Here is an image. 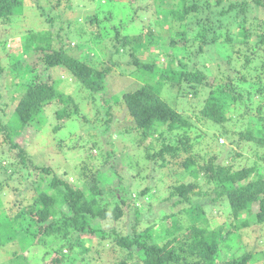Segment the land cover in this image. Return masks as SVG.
<instances>
[{"label":"trees","instance_id":"1","mask_svg":"<svg viewBox=\"0 0 264 264\" xmlns=\"http://www.w3.org/2000/svg\"><path fill=\"white\" fill-rule=\"evenodd\" d=\"M61 1L57 0L56 3ZM63 1L65 17L73 16L74 4L70 0ZM136 1L123 5L117 0H84L83 5L92 3L94 11L81 15L80 21L75 22L72 19L76 30H65L68 38L72 36L70 39L65 40L60 31L53 35L50 29L31 32L24 38L23 54L41 52L36 58V64L41 65L44 70L55 71L60 68L66 71L71 79L77 80L79 86L87 92L83 99H90L95 106L96 94L105 90L112 66L119 63L111 58L113 55L109 57L111 65L103 61L104 55L101 52L104 51V40L110 36L114 41L112 47L115 57L121 54L122 58L128 53L134 65L132 72L140 71L157 79L155 84H140L135 89L124 91L120 97L110 96L109 100L123 103L126 118L131 123L119 129L117 134L121 138L128 136V141L135 148L143 146L142 155L138 158L143 162L153 163L152 166H144L156 171L167 169L165 171L169 176L177 177V180L171 181L168 186V197H174V205L182 203L181 209L176 213L185 215L190 224L181 231L174 223L173 227L177 233L165 238L161 244L157 239L161 238L162 231L170 233L168 226L159 227L158 232L152 219L144 217L142 213L144 203L141 201L151 198L155 185L133 190L127 187V181L120 175L117 183L109 188L99 184L101 175L106 174L102 166L113 170V173L124 170L123 166L117 169L115 164V160L122 159V154L115 156L114 142L107 140L110 148L100 160V166L93 169L88 165L80 167L83 178L81 187L55 174L45 184L40 181L34 188V185H29L33 191L30 196L32 203L18 208L7 223L0 221V246L13 240L12 234L17 225L20 228V233L16 234L17 239L29 235L31 244L47 245L51 241L58 242L55 249L58 255H54L49 264L62 263L64 248L77 250L81 247L87 251L89 245L84 240L87 236L110 239L122 255L117 264H128L133 256L137 259L132 264H246L252 257L250 251L240 256L231 255L226 262L219 261V245L232 232L228 230L224 235L221 231L208 228V222L204 219L198 222L196 217L203 213L204 205L209 203H193L192 199L193 196L200 195L202 198H208L212 204L219 200V203L228 205L236 228L249 226L252 221L264 226V168L257 165L260 159L264 160V152L260 155L256 148L253 151V160L245 161L244 164H241L240 159H236L238 152L234 153L233 161H217L218 149H213L217 137L207 136L205 133L192 136L190 128L193 123L190 116H183L179 110L168 104L161 97L159 87L162 81H165L172 86L187 83L193 94L206 89L205 97L200 102L199 114L194 116L200 122L221 125L219 135L227 134L229 128L223 127V124L230 121L235 112L237 116L233 117L235 119H232L230 124L232 133L235 123L243 121L245 115L249 114H255L258 120H262L263 124L260 125L263 128L264 0H155V5L161 1L169 7L165 45L159 40L158 34L151 30L150 24L145 28L146 31L138 28V32L134 34L124 26L133 21L131 17L136 12L133 10ZM22 3H25V0H0V26L11 25L16 20L15 10ZM104 6H107V10L102 9ZM119 6H125V13H120V18L117 13ZM156 7L154 10H162L158 9L160 4ZM49 17L55 18L58 14L45 17L52 23V18ZM85 22L89 23L88 28L83 26ZM72 38L82 39L81 55L73 54L78 43ZM54 39L59 43L55 48L51 45ZM145 42L157 45L160 53L174 60V67L156 64L159 52L154 55L151 53L152 58L149 61H141L136 52ZM0 44L4 49L5 43ZM176 44L182 45L185 51L183 56L167 54V48ZM217 46L222 49L216 50ZM223 48H228L229 51L223 53ZM1 60L0 58V78L2 75H9L8 72L11 74L9 80L15 93L10 94L11 89L6 95L8 98L12 96L15 105L5 124L6 114L3 110L6 104L2 105L0 132L12 147L17 148V155L22 163L27 160L26 152L16 142H12V137L27 126L35 127V122H38V125L43 123V111L46 106L55 104L57 119L72 120L80 115L83 125L88 122L89 115L79 114L80 104L69 93L58 88V82H65L64 79L40 74L35 62L32 65L24 57L8 64H3ZM209 75H212V80L208 83ZM83 99L81 98V103ZM101 100L104 104L108 103L105 97ZM106 114L110 112L107 111ZM106 122H109V119ZM254 123H247L249 127L243 132H238L239 139L255 142L264 150V133L255 136L254 127H251ZM257 123L259 122L256 120L255 125ZM60 124L54 125L53 129L60 127ZM262 128L257 131H264ZM107 129L109 128L104 129V135ZM199 137L201 139L198 144L205 146L195 151L194 142ZM146 139L149 140L148 143H144ZM220 149L224 151V148ZM40 169L46 173L51 172L49 166ZM139 170L134 175H143L142 165ZM186 175L192 179L184 182L181 177ZM202 184L206 185L203 190ZM209 193L211 196L207 197ZM254 207V217L249 216ZM128 212H132L135 217L127 224L128 231L125 233L114 229L104 230L99 225L107 219L119 222ZM242 213L247 215L241 216ZM2 214L5 215L4 210L0 211V216ZM95 219L99 220L97 226L93 223ZM160 223L162 224V221L159 225ZM231 226L232 224L230 229ZM16 254L14 252L11 260L18 263L22 256ZM262 257L264 260V255ZM261 263L263 264V261Z\"/></svg>","mask_w":264,"mask_h":264},{"label":"rangeland","instance_id":"2","mask_svg":"<svg viewBox=\"0 0 264 264\" xmlns=\"http://www.w3.org/2000/svg\"><path fill=\"white\" fill-rule=\"evenodd\" d=\"M70 1L74 4L73 8L75 13L71 17H65V13L63 12L65 9L63 0L58 4L56 3L57 0H39L38 2L25 0V3L20 4L15 10L17 13L16 20L11 25L0 26V43H5L4 49H2L0 44V58L2 59V63L8 64L15 59L24 57L32 65H34L35 62L36 69L40 74L64 79L65 82H58V88L65 91V93H69L72 98L80 104L81 109L79 114L83 113L89 115L87 119L88 122L83 125L82 122H80L82 121L80 115L77 116V119L64 121V119L56 118L54 112L56 107L55 104L52 103L50 106H46L43 111V123L38 125V122H35V127L31 128V126H27L20 133H17L18 135L16 134L12 137V142H16L26 152L25 156L27 160L24 163L19 160L17 148L12 147L10 142L4 139L3 133L0 132V197L2 202L0 211H5V215L2 214L0 216V221H2V223H7L8 220H10V216L18 208L22 205L24 206L32 203V198H30V196L33 191L30 189L29 185L31 187L34 185L32 187L34 188L40 181L42 184H45L53 174L65 178L69 183L74 182V185L81 187L83 178L80 167L88 165L92 166L93 169V167L96 168L100 166V160L106 155V150L110 148L108 146L109 143L106 141L111 140L114 142V155L119 156L122 154V159H119V161L115 160L116 168L118 169V167L123 166L124 170H121L120 173H113V170H108L106 166H102L106 174L101 175V180H98V182L101 186L104 185V187L109 188L117 183V179L120 175L125 179V182L127 181V187H131L133 190L142 189L146 185H155L156 187L153 189L155 192L151 195V198H144L142 199L143 201H141L144 203L142 213L144 217L152 219L156 226L155 229L158 232L159 227L166 228L168 226L170 233L166 234L165 231H162V235L159 234L161 238L157 239L158 242L162 244L165 238L171 237L177 233V230L173 227L174 223L181 228V231L185 230L186 226L190 224L186 220L185 215L181 212L176 213L181 209L182 203L174 205V203H172L173 200H175L174 197H168V186L171 181L177 180V177L175 175L169 176V173L165 171L167 169H158L156 171L150 170L151 168L148 169L144 166L146 164L152 166L153 163L143 162L138 158L142 155L143 146L139 145L135 148V146H131V142L128 141V136L121 138L117 134L119 129L131 123L130 120L126 118V110L123 103L121 101L114 103L109 100L110 96L115 98L118 96L120 97L124 91L135 89L139 87L140 84H155L157 79L149 77L150 74L140 73V71L132 72L131 70L134 69V65L131 63L132 57L128 53L122 58L121 54L115 57L114 48L112 47L114 41L112 36H110L104 40L105 47L104 51L101 52V54L104 55L103 61L105 64L111 65L109 57L113 55L111 58L113 60L116 59L119 63L112 66L109 75L110 79H108L105 90L96 94L95 99L97 101V106H95L90 99H83V97L87 96V92L79 86L77 80V82L72 80L66 71L60 68L55 71L44 70L41 65L36 64V58L41 55V52H30L29 55L23 54V49L25 48L23 45L25 41L24 38L27 34L50 29L53 35L55 32L60 31L65 40L70 39L72 36L68 38L65 30H76L72 19L75 22L80 21L82 18L81 15L84 13H93L94 11L92 3L87 2L83 5L84 0ZM117 1H119V4L127 5L134 0ZM154 1L155 0H137L133 4V10L136 11L131 17L133 21L124 26L128 27L129 31L134 34L138 32V28L146 31L145 28L150 24L151 30L158 34L159 40L165 45L167 44L165 38L168 34L166 24L169 7L167 4L159 1L157 2V4H160L158 9L162 10H154L157 8V4L155 5ZM82 5L83 7L79 8ZM124 7L125 6H119L117 8L118 16L120 13H125ZM102 9L107 10V6L102 7ZM55 14H58V17H49L52 18V23L46 20L47 18L45 17L47 15L52 16ZM112 23L113 22L110 23V27H112ZM83 26L88 28L89 23L85 22ZM232 28L234 27L232 26ZM72 40L78 43L76 49L74 48L73 54L81 55L83 51L80 50L83 47L82 39L72 38ZM55 41L56 39L51 41V45L54 48L59 45V43ZM215 49L219 50L222 48L217 46ZM158 50L159 47L157 45L145 42L138 52H136V55L141 61H149L152 58L150 55L151 53L154 55L159 52L158 59L155 63L163 67H165V65L174 67V60L166 58V56ZM223 50V53L229 51L228 48H223ZM166 52L167 54L174 53L183 56L185 51L182 45L176 44L173 47H168ZM122 68L124 69L121 70ZM8 74L9 75H2L0 78V114L3 111L6 114L4 116V120H6L4 124L8 122V116L15 105V100L12 99V96L8 98V95H6L9 90L14 88L9 80L11 74L9 72ZM207 80L209 83V81L212 80V75H209ZM159 89L161 97L165 99L168 104L179 110L183 116H190V121L193 123L190 128L192 136L198 133H205L207 136L214 135L217 137V142L214 141L213 143V149H218L216 153L217 161H233V159L235 160L234 153L238 152L239 154H237L236 159H240L241 164H244L245 161L251 162V160H253V151H255L256 148L260 155L263 154L264 150L260 149L255 142H247L248 140L243 138L239 139L238 135V132H243L249 127L247 123L253 124L254 122L256 123V120L259 123L256 125L254 123V125L251 126L254 127L253 132L255 136L261 135L262 132L264 133V131H257L258 128H260V130L262 128V125H260L262 120H258L255 114L245 115L246 118L243 121H237L234 126V133H232L233 131L230 130V124L232 123V119H235L233 117L237 116L235 112L232 119L223 124V127L229 128L227 134L219 135L222 129L221 125L212 122H200L195 119L194 116L199 114V109L201 107L200 102H202L205 97L207 92L206 89H203V91L200 90L198 94H193L191 90H189L187 83H181L179 86H172L165 81H162ZM14 93L15 91L12 89L10 94ZM102 97L108 99L107 104L102 102ZM81 98L84 100L83 103H81ZM3 104H6V106L2 111ZM95 110H97L96 113ZM107 111H109L110 114H106ZM108 119L109 122H106ZM59 123H61L60 127L53 129L54 125ZM106 127L109 129H107L104 135L103 133ZM262 130H264V127ZM200 139L201 137L195 139V151L205 146L198 144V140ZM148 141L149 140L146 139L144 143H148ZM219 146H221L220 148H224V151L218 148ZM141 165L144 167L141 173L143 175H134V173L140 171L139 166ZM257 165L258 167L260 166V168H264V160L260 159ZM44 166H49L51 172L46 173L44 170L40 169ZM181 179L187 182L192 178L186 175L181 177ZM201 187L203 190L206 188V185L202 184ZM209 195L211 196L209 193L207 197H209ZM194 201H199L202 205L209 203L204 205L203 213L199 216L200 218L196 217L199 219L198 222H202L204 219L208 222V224H206L208 228L221 231L224 235L228 230L232 232L228 234V238L219 245V254L221 256L219 261L226 262L231 255L240 256L244 252L250 251L252 257L246 264H262V261L264 264V260L261 259L264 255L263 225L252 221L249 226L236 228V226L233 225L235 220L228 205L219 203V200L212 204L208 198H202L200 195L193 196L192 202L194 203ZM255 212L256 207H254V211H252L249 216L254 217L253 215ZM244 215L247 214L242 213L241 216ZM164 216L166 217L163 218ZM134 217L135 215L132 212H128L127 215L125 214L123 218H120L119 222L107 219V221H102L99 225H101L104 230L114 229L125 233L128 231L126 227L127 224H130ZM161 217L163 219H161ZM98 221L97 219L93 220L95 226L98 225ZM160 221H162V224L160 223L161 225H159ZM231 224L232 226L230 229ZM10 229L12 230V227ZM18 233H20V228L16 225L12 234L14 236L13 240L0 246V264H49L51 258L57 254L55 249L57 248L58 242L54 243L51 241V243L47 245L42 243L31 244L29 235L23 239H17L16 234ZM84 240L86 244L89 245L87 251L81 247H78L77 250L75 248H64L62 250L64 257L61 264H117V261L122 258L121 253L118 252L117 246L114 245L110 239L87 236ZM14 252L17 253L16 255L22 256L18 263L11 260V256H13ZM43 256H45V259H43ZM25 258L28 260H25ZM136 259V256H133L129 259L128 264H132Z\"/></svg>","mask_w":264,"mask_h":264}]
</instances>
